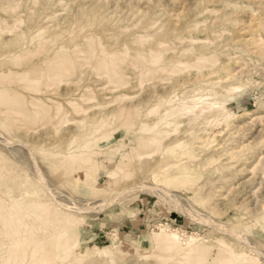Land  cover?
<instances>
[{
    "label": "rangeland",
    "instance_id": "rangeland-1",
    "mask_svg": "<svg viewBox=\"0 0 264 264\" xmlns=\"http://www.w3.org/2000/svg\"><path fill=\"white\" fill-rule=\"evenodd\" d=\"M262 207L264 0H0V264H264Z\"/></svg>",
    "mask_w": 264,
    "mask_h": 264
},
{
    "label": "bare ground",
    "instance_id": "bare-ground-1",
    "mask_svg": "<svg viewBox=\"0 0 264 264\" xmlns=\"http://www.w3.org/2000/svg\"><path fill=\"white\" fill-rule=\"evenodd\" d=\"M213 1V0H212ZM216 1H220V0H216ZM209 3V2H208ZM214 4V3H213ZM213 6V5H212ZM216 6V5H215ZM207 7V6H206ZM195 8V7H194ZM197 9V8H196ZM201 9V8H200ZM228 9V8H227ZM205 10V9H204ZM207 10V9H206ZM211 10V9H210ZM214 10V9H213ZM216 10V9H215ZM146 14V13H145ZM136 15H137V13H136ZM214 19V18H213ZM210 23V22H209ZM197 25V24H196ZM129 27V26H128ZM117 28H119L118 26H117ZM127 28V27H126ZM192 29V28H191ZM202 30V29H201ZM120 31V30H119ZM119 33V32H118ZM120 36H121V34H119ZM126 35V34H125ZM134 35V34H133ZM145 35V34H144ZM119 36V37H120ZM123 36H124V34H123ZM122 36V37H123ZM141 36V35H140ZM187 36V35H186ZM134 37H136V36H134ZM145 38V37H144ZM146 38H148V37H146ZM193 38H195V37H193ZM138 39V38H137ZM198 40H200L199 38H198ZM146 41V40H145ZM177 41V40H176ZM131 42V41H130ZM175 42V41H174ZM192 42V41H191ZM193 42H194V40H193ZM171 43H172V41H171ZM189 43V42H188ZM170 44V43H169ZM191 44V43H190ZM193 44V43H192ZM74 45V44H73ZM172 45V44H171ZM177 45H179V44H177ZM147 46V45H146ZM173 47H174V45H172ZM190 46H192V45H190ZM151 47V46H150ZM201 48V47H200ZM153 49V48H152ZM185 49H187V48H185ZM184 49V50H185ZM204 49V48H203ZM156 50V49H155ZM205 51V50H204ZM184 52V51H183ZM157 53V52H156ZM191 53V52H190ZM202 53V52H201ZM128 55V53H126V56ZM203 55V54H202ZM205 55V54H204ZM138 56V55H137ZM191 56L196 60V57H195V55H193V54H191ZM209 56V55H208ZM79 57V56H78ZM206 57V56H205ZM200 58V57H199ZM137 59V58H136ZM157 59L158 60H160V62H164V61H162V60H164L165 58H162V56L161 55H157ZM198 59V58H197ZM180 60V59H179ZM181 60H183V59H181ZM199 60H201V59H199ZM219 60V59H218ZM129 61V60H128ZM178 61V60H177ZM120 62V61H119ZM132 62V61H131ZM154 62V61H153ZM175 63V62H174ZM191 63V62H190ZM212 63H214V61L212 62ZM134 64V63H133ZM153 64V63H152ZM177 64V63H176ZM207 64V63H206ZM136 65V64H135ZM169 64H166V62H164L162 65H158L157 67L158 68H165V67H167ZM192 69V68H191ZM154 70V69H153ZM155 70H156V68H155ZM198 70V69H197ZM157 71V70H156ZM159 71V70H158ZM154 73V72H153ZM115 74V73H114ZM163 74H165V73H163ZM160 75V74H159ZM166 75V74H165ZM158 76V75H157ZM116 84H119V82L120 81H114ZM197 84V83H196ZM46 85H50V84H46ZM196 89V88H195ZM201 89H203V88H201ZM185 90H187V88L186 87H183V91H185ZM237 90V89H236ZM179 91V90H178ZM202 91V90H201ZM203 93H205V91L203 92ZM203 93L202 94H199V95H203ZM209 94V93H208ZM230 94V93H229ZM233 93L231 92V95H232ZM179 94H177V95H175V97H172V98H168L169 100H167L166 101V104L168 105L167 106V108H165V110L163 111V113L161 114V119H164V118H166L169 114H171V113H175V110H173V109H176L178 112H180L182 109V106H179V107H175V108H173V105H174V101L175 100H173L174 98H176L177 96H178ZM184 95H185V93H184ZM191 95V94H190ZM193 95V94H192ZM198 95V93H196V94H194L193 96H191V97H194V99H192L191 101H196V100H199V99H201V102L202 103H205V104H209V109H211L213 106H218V107H221L222 106V104H227V101L226 100H224V101H222V102H220V103H216L219 99H218V93H216L215 91H214V93H212V97L209 99V96H201L200 98L197 96ZM209 95H211V94H209ZM187 96V95H186ZM189 96V95H188ZM190 97V96H189ZM196 97L198 98V99H196ZM215 98H217V101L215 102V101H213V99H215ZM51 99V98H50ZM52 100V99H51ZM181 100H183V101H181V102H186V97L185 98H182ZM177 101V100H176ZM175 101V102H176ZM189 101V100H188ZM191 101H189V102H191ZM204 101H207V103L206 102H204ZM229 102V101H228ZM177 103H178V101H177ZM200 103V102H199ZM198 103V104H199ZM201 103V104H202ZM44 104V105H43ZM179 104V103H178ZM194 104V103H193ZM192 103H191V105H193ZM50 104L49 103H47V102H44V103H42L41 104V106L44 108V109H50L51 107L49 106ZM186 105H187V103H186ZM189 105V104H188ZM195 105V104H194ZM200 105V104H199ZM197 106V105H196ZM185 107V106H184ZM187 107V106H186ZM195 107V106H194ZM193 107V108H194ZM188 108V107H187ZM202 108H204V106L202 107ZM206 108H207V106H206ZM208 109V108H207ZM184 110V109H183ZM194 110V109H193ZM204 110V109H203ZM190 111V110H189ZM191 112V111H190ZM196 112V111H195ZM140 115L141 114H137V113H133V114H131L130 116H128L127 118H126V122H135L134 120L136 119V117H139L140 118ZM160 115V114H159ZM158 116V115H157ZM140 120V122H139V124L140 125H143L144 124V122L142 121V119L140 118L139 119ZM166 121V120H165ZM161 130V129H160ZM164 130V129H163ZM166 131V130H165ZM170 133V132H169ZM160 134V133H159ZM167 134V133H166ZM136 138H138L137 136H135ZM174 137V136H173ZM171 139H173V138H171ZM89 141L90 140H86L85 142H83V143H85V144H88L89 143ZM149 142V141H148ZM82 143V144H83ZM143 143V142H142ZM145 144V143H144ZM189 166V165H188ZM40 204V203H39ZM52 204V203H51ZM263 204V203H262ZM44 204H41L40 206H39V209L41 208H43L42 206H43ZM45 206L47 207L48 205H46L45 204ZM45 208V207H44ZM262 208H264V207H262ZM40 209V211H42ZM46 209V208H45ZM48 210V209H47ZM263 210V209H262ZM40 213H43V212H40ZM23 220V219H22ZM27 224H28V222H27ZM161 227H163L162 225H161ZM159 235H160V237L161 236H164V238L167 240V241H169L170 242V244H171V246L172 247H174L175 248V250H176V253L177 254H179V255H186V251H191L192 250V248H193V246L197 243V240L195 239V238H193V236L192 237H190L189 236V238L187 239L188 240V244L187 243H185V244H187V247L185 248V247H183V245L181 244V242H180V240L178 239V237H177V235L176 234H170V235H168V234H165V231L163 230V229H161V231L159 232ZM22 240V239H21ZM20 242V241H19ZM6 243H8V242H6ZM5 243V244H6ZM50 243V242H49ZM30 244V243H29ZM34 243H32V245H33ZM0 245H3V244H0ZM16 245V244H15ZM15 245H6V247H5V251H4V255H5V257L6 258H10V259H14V258H18L19 257V259L21 258H23V260L25 261V260H28L29 261V259L31 258V255H30V253L32 254V250H31V252H30V250H29V255H30V258L29 257H27V251L28 250H24V248L22 247V249H20V246L19 247H17V246H15ZM26 245V244H25ZM35 245V244H34ZM49 246V248H48V254L49 255H52V253H53V246H52V244H48ZM29 246V245H28ZM30 246H31V244H30ZM37 246V245H36ZM1 248V247H0ZM30 248V247H29ZM31 249H32V247H31ZM256 250V249H255ZM254 250V252L256 253V255L258 254V256L257 257H260L259 259H261V257H263V255L261 256V252H259V251H255ZM2 252V251H1ZM35 252V251H34ZM38 252V251H37ZM263 253V252H262ZM264 254V253H263ZM0 255H1V253H0ZM47 255V254H46ZM34 256V255H33ZM24 257H27V258H29V259H24ZM43 257V256H42ZM217 258H219V254L217 255ZM243 259H246L245 257H242ZM11 260L10 262H12V261H14V260ZM19 259H18V262H19ZM37 260V259H36ZM39 260V259H38ZM254 261V259H250L249 258V262H253ZM260 261V260H259ZM23 262V261H22ZM26 262V264H27V261H25ZM25 262H23V264H25ZM5 263V262H4ZM3 263V264H4ZM7 263V262H6ZM5 263V264H6ZM15 263V262H14ZM16 263H17V260H16ZM10 264V263H9ZM13 264V263H12ZM19 264H21V263H19Z\"/></svg>",
    "mask_w": 264,
    "mask_h": 264
}]
</instances>
